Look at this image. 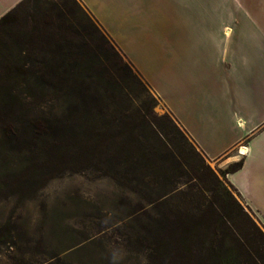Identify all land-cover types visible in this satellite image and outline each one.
<instances>
[{
  "label": "trees",
  "instance_id": "trees-1",
  "mask_svg": "<svg viewBox=\"0 0 264 264\" xmlns=\"http://www.w3.org/2000/svg\"><path fill=\"white\" fill-rule=\"evenodd\" d=\"M30 1L0 18V145L49 165L48 175L87 170L121 185L126 174L151 207L152 264H264V229L227 179L244 159L217 174L195 149L210 176L192 169L186 189L164 180L165 161L174 176L188 174L185 154L171 146L170 129L134 105L123 74L141 82L139 72L90 18L59 2L22 16ZM152 125L163 143L155 152Z\"/></svg>",
  "mask_w": 264,
  "mask_h": 264
},
{
  "label": "crops",
  "instance_id": "crops-1",
  "mask_svg": "<svg viewBox=\"0 0 264 264\" xmlns=\"http://www.w3.org/2000/svg\"><path fill=\"white\" fill-rule=\"evenodd\" d=\"M79 1L264 221V0Z\"/></svg>",
  "mask_w": 264,
  "mask_h": 264
},
{
  "label": "rangeland",
  "instance_id": "rangeland-1",
  "mask_svg": "<svg viewBox=\"0 0 264 264\" xmlns=\"http://www.w3.org/2000/svg\"><path fill=\"white\" fill-rule=\"evenodd\" d=\"M57 2L69 6L82 21L90 18L118 48L79 0H31L21 15L38 13ZM123 76L132 90L134 105L170 129L171 146L184 150V172L188 174L174 176L165 161L159 170L164 180H174L179 189H186L184 182L193 177L192 169L209 177L195 149L217 174L230 164L223 165L228 155L212 160L187 133L183 131L184 138L172 129L164 117L174 116L140 74L142 83ZM162 145L152 125V150L155 152ZM48 166L19 158L8 146L0 145V264H152L151 207L131 191L135 183L130 184L126 174L121 175L122 184L118 185L87 170L48 175ZM170 189L171 184L167 183L160 193ZM232 191L264 229V221L237 191Z\"/></svg>",
  "mask_w": 264,
  "mask_h": 264
},
{
  "label": "built area",
  "instance_id": "built-area-1",
  "mask_svg": "<svg viewBox=\"0 0 264 264\" xmlns=\"http://www.w3.org/2000/svg\"><path fill=\"white\" fill-rule=\"evenodd\" d=\"M242 148H246L245 146H240L239 148H238V152H239V154L241 155V156H244L247 152H243L242 151Z\"/></svg>",
  "mask_w": 264,
  "mask_h": 264
},
{
  "label": "bare ground",
  "instance_id": "bare-ground-1",
  "mask_svg": "<svg viewBox=\"0 0 264 264\" xmlns=\"http://www.w3.org/2000/svg\"><path fill=\"white\" fill-rule=\"evenodd\" d=\"M246 150H247V148H242V151H243V152H246Z\"/></svg>",
  "mask_w": 264,
  "mask_h": 264
}]
</instances>
